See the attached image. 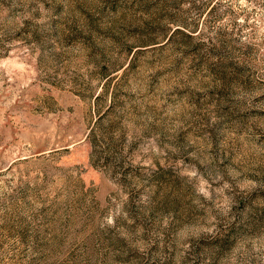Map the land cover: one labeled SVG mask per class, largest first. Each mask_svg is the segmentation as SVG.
<instances>
[{"label": "rangeland", "instance_id": "obj_1", "mask_svg": "<svg viewBox=\"0 0 264 264\" xmlns=\"http://www.w3.org/2000/svg\"><path fill=\"white\" fill-rule=\"evenodd\" d=\"M0 264H264V0H0Z\"/></svg>", "mask_w": 264, "mask_h": 264}]
</instances>
